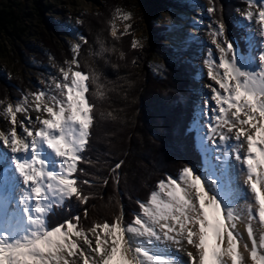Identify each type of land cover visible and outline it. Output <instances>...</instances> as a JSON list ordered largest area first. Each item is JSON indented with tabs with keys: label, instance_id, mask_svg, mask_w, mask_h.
Wrapping results in <instances>:
<instances>
[{
	"label": "snow or ice",
	"instance_id": "1",
	"mask_svg": "<svg viewBox=\"0 0 264 264\" xmlns=\"http://www.w3.org/2000/svg\"><path fill=\"white\" fill-rule=\"evenodd\" d=\"M250 2L258 11L244 13L240 35L230 36L223 19L207 26L214 48H207L203 64L212 83L193 128L203 169L186 164L175 177L165 174L147 201H137L140 211L131 222L121 204L111 221L87 230L78 213L48 224L69 201L86 205L90 197L80 185L93 183L78 174L80 163H90L83 153L95 119L88 82L97 84L99 77L79 70L80 43L71 46L74 55L60 68L61 78H52L54 89L29 94L40 115H28L27 96L3 108L11 129L0 131V171L8 177L0 183V264H264V0ZM111 34L118 38L114 25ZM122 164L111 169L117 185ZM83 213L88 216L86 207ZM245 221L247 241L238 231Z\"/></svg>",
	"mask_w": 264,
	"mask_h": 264
},
{
	"label": "trees",
	"instance_id": "2",
	"mask_svg": "<svg viewBox=\"0 0 264 264\" xmlns=\"http://www.w3.org/2000/svg\"><path fill=\"white\" fill-rule=\"evenodd\" d=\"M106 6L82 16L81 34L88 43H81L77 56L82 72L94 71L97 84L88 82L86 93L94 108V124L84 160L79 168V179L91 180V185L81 184L88 203L75 199L64 208H56L48 217L50 227L74 214L81 216V225L87 230L93 222L111 221L123 205L126 220L131 222L133 213L139 212L137 201H147L156 189L157 181L169 174L177 176L186 164L201 168V153L195 144L194 131L189 129L194 120L196 70L192 62L179 61L177 52L163 43V29L156 25L159 12L170 5L180 6L175 0H154L149 12L150 35L146 45L134 49L131 32L120 37L119 42L110 35V22L116 10L115 2L105 0ZM216 11L213 19H223L230 36L240 35L242 28L236 22L235 10L245 5L244 0H212ZM221 5L223 6L221 9ZM0 10V31L9 35L18 30V10ZM11 31H8V29ZM41 39L39 44L25 46V55L32 53L38 61L50 57L60 64L71 61V48L60 47ZM103 49V50H102ZM123 54V55H121ZM158 56L164 66L156 71L151 67V57ZM4 75H3V74ZM0 73V99L12 98L13 87L7 85L5 72ZM15 82V81H14ZM7 86H9L7 88ZM123 161L117 185L111 175L115 163ZM108 183L105 184L104 181ZM88 209L84 217L83 209Z\"/></svg>",
	"mask_w": 264,
	"mask_h": 264
},
{
	"label": "rangeland",
	"instance_id": "3",
	"mask_svg": "<svg viewBox=\"0 0 264 264\" xmlns=\"http://www.w3.org/2000/svg\"><path fill=\"white\" fill-rule=\"evenodd\" d=\"M115 2L116 10H120V14L115 10L110 22V35L112 36V26H115L119 42L120 37L127 34L124 32L125 25L131 24L129 32L133 34V39L138 41L140 47L146 45L148 36L150 35L149 18H152L149 12L154 0H111ZM180 6L170 5L169 8L161 10L156 20V25L163 29V43L173 48L177 52L179 61L187 60L192 62L196 70V86L195 101L193 102L195 116L190 122V128L193 130L194 123L200 119V108L204 94L210 90L206 87L212 83L207 79V69L203 64L206 50L211 45V37L207 26L213 20L207 12V8L212 5L209 0H175ZM245 5L235 10L236 22L243 28L246 21L242 16L246 12L256 13L258 11L250 0H244ZM18 10L17 23L18 30L13 34L6 35L0 31V73L5 72L7 78L14 79L7 85L13 87L12 98L5 97L0 99V131H9L11 124L7 118L2 115V110L8 103L15 105L23 96L28 97V109L34 105L33 97L30 93L36 92L38 89H54L53 77L61 78L60 68H67L65 62L60 64L47 57L44 61H38L36 55L24 54L22 51L25 46L40 45L41 39H45L47 43L53 47H60L63 55L64 48H71L76 43H82L79 39L81 34L80 25L82 24V16L86 13H95L102 7L106 6L105 0H0V10L8 8ZM9 8V9H10ZM130 13V20H123L121 14ZM173 15L177 18L178 23L170 25L168 18ZM79 19V23L77 20ZM8 31H11L9 28ZM128 32V33H129ZM168 32H178L185 40L179 45H173L167 41ZM113 37V36H112ZM35 45V46H36ZM150 64L154 71L160 70L164 66V62L160 57L154 56L150 59ZM157 68V69H156ZM3 74V73H2ZM4 75V74H3ZM15 81V82H14ZM0 84L2 81L0 80ZM7 86V88L9 87ZM34 108V107H33ZM33 117V115H31ZM24 115L18 114V119H23ZM22 131V129H17ZM194 131V130H193ZM194 139L197 148H199V138L194 131ZM2 145V143H0ZM201 155V169L204 167L203 154ZM5 176V178H4ZM7 183L8 177L3 174L2 179ZM241 209L244 207V201H239ZM90 239L94 237L89 233ZM83 244V239L79 241ZM186 243V242H185ZM87 248V245H84ZM187 248V245H186Z\"/></svg>",
	"mask_w": 264,
	"mask_h": 264
},
{
	"label": "bare ground",
	"instance_id": "4",
	"mask_svg": "<svg viewBox=\"0 0 264 264\" xmlns=\"http://www.w3.org/2000/svg\"><path fill=\"white\" fill-rule=\"evenodd\" d=\"M168 18V21H169V24L170 25H175L178 23V20L175 16L173 15H170ZM185 39L183 37L180 36V34L178 32H168L167 33V41L173 45H176V46H179ZM34 105H32L30 108H29V111H28V115H33V117L37 116V115H40L39 113H37L36 111H34ZM22 115H24L23 113H21ZM0 147H2V145L0 144ZM6 167V166H5ZM3 174H4V171H0V183L2 182H5V176L4 178L2 179L3 177ZM241 183H242V179H241ZM245 222H238V231L243 235L245 241H247V232L245 230ZM250 243V242H249ZM187 250H192L194 251V249L191 248V246H188L187 245ZM241 251H243L241 249ZM181 256H183L184 260H188V257H187V254H186V251H182L179 253ZM245 256H247V253L244 252L243 253ZM92 255H95V254H92ZM247 264H251V261L248 260L247 261Z\"/></svg>",
	"mask_w": 264,
	"mask_h": 264
}]
</instances>
